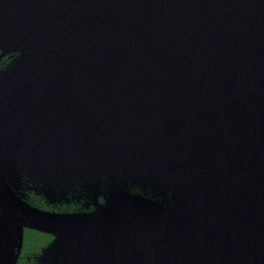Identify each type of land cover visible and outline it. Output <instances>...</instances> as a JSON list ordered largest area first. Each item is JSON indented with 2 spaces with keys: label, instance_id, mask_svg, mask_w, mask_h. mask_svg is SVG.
Returning <instances> with one entry per match:
<instances>
[{
  "label": "water",
  "instance_id": "95a60500",
  "mask_svg": "<svg viewBox=\"0 0 264 264\" xmlns=\"http://www.w3.org/2000/svg\"><path fill=\"white\" fill-rule=\"evenodd\" d=\"M0 53V264L24 228L37 264H264V0H0ZM18 173L104 202L38 210Z\"/></svg>",
  "mask_w": 264,
  "mask_h": 264
},
{
  "label": "trees",
  "instance_id": "16d2710c",
  "mask_svg": "<svg viewBox=\"0 0 264 264\" xmlns=\"http://www.w3.org/2000/svg\"><path fill=\"white\" fill-rule=\"evenodd\" d=\"M9 60L10 59L8 58L7 55L4 56L0 61V68L4 67L9 62ZM18 174L20 175V179L22 178L21 179L22 181L24 180L23 178L26 179L25 175L20 173ZM101 184H102V180L99 179L97 181L91 182L90 184L84 187H71V188H81L84 191L51 192L49 194V197L47 195L49 199L48 201H47V197L43 195L41 191H37V194L35 195L24 193V197H25L24 199L28 205L42 211L58 212V214L84 213L86 211L83 207L84 206L83 204H91L89 206L90 211L88 212H92L97 206L101 205L104 202L105 190ZM121 185H123V187L126 188V190L128 189L131 193H136L148 198L153 197L154 199H160V200L163 199V196L156 194L158 188L155 182H150L145 184V182L139 181L135 185H131V186L128 183ZM35 186L37 188H40V185L35 184ZM55 190H59V189H55ZM71 194H73L72 196L79 198H75V201L73 202L70 201L69 205H66V203H62L63 201L60 203L53 201L55 200V198L69 199V197H72L70 196ZM51 204L57 206L55 207ZM50 241H51V236L47 234L40 233L38 231H34L30 229H25L23 233L22 246L16 264H37V258L39 257L41 251L50 243Z\"/></svg>",
  "mask_w": 264,
  "mask_h": 264
},
{
  "label": "flooded vegetation",
  "instance_id": "af4514ba",
  "mask_svg": "<svg viewBox=\"0 0 264 264\" xmlns=\"http://www.w3.org/2000/svg\"><path fill=\"white\" fill-rule=\"evenodd\" d=\"M7 56H8V58L11 60L12 58H13V55H11V54H6ZM6 55H2L1 53H0V61L2 60V58L4 57V56H6ZM9 60V61H10ZM3 67H1L0 68V70L2 69ZM22 179V178H21ZM20 179V175L17 177V179L14 181V182H11V183H9L8 181H6V182H8L7 184H8V186H9V188H10V191H13L22 201H24L25 203H26V201H25V197H24V193H29V194H37V191H44V190H41L40 188H37L36 186H35V184H32L31 182H29L28 180H27V178L25 179V178H23L24 180L22 181ZM26 183H27V185H26ZM79 189V190H78ZM53 191H64V192H67V191H70V192H75V191H84L83 189H81V188H71V187H69V188H67V189H59V190H53ZM162 191H173V189H168V190H162ZM66 194V193H65ZM73 194H71L70 196H72ZM47 197V196H46ZM48 197H49V195H48ZM48 197H47V201L49 200L48 199ZM74 197V198H73ZM165 197H170V193L169 192H167V194L165 195ZM75 198H79V197H75V196H72V197H69V199L68 198H55V200H53V201H56V202H62V203H66V205H69V203H70V201H75ZM77 200H79V199H77ZM76 200V201H77ZM51 203V202H50ZM49 203V204H50ZM27 204V203H26ZM51 205H53V206H57V205H54V204H51ZM84 206V209H85V211L86 212H84V213H87L88 211H90L89 209V206L91 205V204H83ZM46 212H51V213H58V212H52V211H46ZM26 229V228H25ZM25 229H23V233H24V230ZM35 231V230H34ZM41 233V232H40ZM48 235V234H47ZM50 236V235H49ZM23 239V238H22ZM51 240H52V236H51Z\"/></svg>",
  "mask_w": 264,
  "mask_h": 264
}]
</instances>
